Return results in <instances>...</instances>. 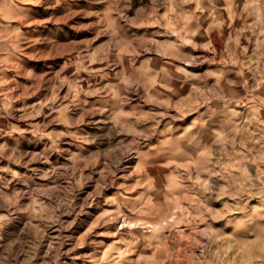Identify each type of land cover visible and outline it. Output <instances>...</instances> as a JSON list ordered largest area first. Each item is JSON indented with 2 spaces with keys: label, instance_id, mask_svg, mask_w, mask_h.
<instances>
[{
  "label": "clouds",
  "instance_id": "9594fccd",
  "mask_svg": "<svg viewBox=\"0 0 264 264\" xmlns=\"http://www.w3.org/2000/svg\"><path fill=\"white\" fill-rule=\"evenodd\" d=\"M0 264H264V0H0Z\"/></svg>",
  "mask_w": 264,
  "mask_h": 264
}]
</instances>
